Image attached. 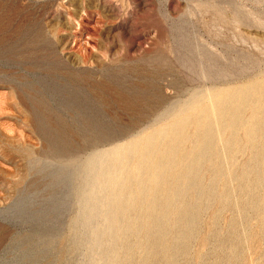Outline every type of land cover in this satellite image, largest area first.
I'll list each match as a JSON object with an SVG mask.
<instances>
[{
    "label": "rangeland",
    "instance_id": "rangeland-1",
    "mask_svg": "<svg viewBox=\"0 0 264 264\" xmlns=\"http://www.w3.org/2000/svg\"><path fill=\"white\" fill-rule=\"evenodd\" d=\"M263 86L264 0H0V264H264ZM161 134L189 216L113 244L89 164Z\"/></svg>",
    "mask_w": 264,
    "mask_h": 264
},
{
    "label": "bare ground",
    "instance_id": "bare-ground-1",
    "mask_svg": "<svg viewBox=\"0 0 264 264\" xmlns=\"http://www.w3.org/2000/svg\"><path fill=\"white\" fill-rule=\"evenodd\" d=\"M237 97L241 107L246 106L247 108L249 122L252 125L250 133L255 135L256 127L259 125L255 123L259 120L257 114L263 113L264 115V86L259 91L252 88L247 89L243 95ZM250 101L258 104L256 106L245 105ZM224 112L227 120H235L236 113ZM229 134L234 136L233 128L230 129ZM186 135L187 133L183 134V138ZM161 137L162 144L170 145L168 150L164 151L162 144L154 145L149 138H145L146 140L144 139L128 150H113L110 154L104 155V161L100 159L102 156H98L97 160L89 164L92 166L97 162L103 169L97 173L94 192L105 193L107 197L102 212L106 214L107 232L112 235L113 244L119 234L137 233L149 239L152 246L163 245V237L160 236L163 231L161 220L166 221L167 212L170 217L171 211H175L173 208L177 204V196L182 197L184 194L186 199L183 200V209L179 214L185 218L189 216L185 203L190 200L188 192L196 183V178L190 175L192 164L190 162L184 167L178 165L180 156L176 152L177 135L166 138V135L161 134ZM171 157L175 164L170 167L167 161ZM150 161L152 163L148 165ZM165 163L169 164L168 168H165ZM163 194L166 198H163ZM162 203L165 209L161 208ZM90 208L99 209L98 205ZM120 209L122 212L119 214ZM154 234L159 235L156 237ZM139 244L142 250V242ZM127 247L128 245L124 243V249Z\"/></svg>",
    "mask_w": 264,
    "mask_h": 264
}]
</instances>
